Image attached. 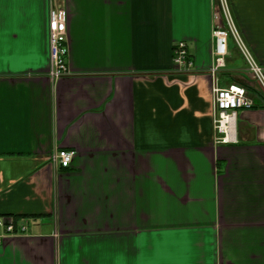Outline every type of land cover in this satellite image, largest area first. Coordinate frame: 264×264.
I'll return each mask as SVG.
<instances>
[{
    "label": "crops",
    "instance_id": "obj_1",
    "mask_svg": "<svg viewBox=\"0 0 264 264\" xmlns=\"http://www.w3.org/2000/svg\"><path fill=\"white\" fill-rule=\"evenodd\" d=\"M228 3L264 72V0ZM215 14V0H0V221L16 224L0 225V264H264V90L233 38L214 70ZM217 81L255 104L236 143L215 142Z\"/></svg>",
    "mask_w": 264,
    "mask_h": 264
},
{
    "label": "built area",
    "instance_id": "obj_2",
    "mask_svg": "<svg viewBox=\"0 0 264 264\" xmlns=\"http://www.w3.org/2000/svg\"><path fill=\"white\" fill-rule=\"evenodd\" d=\"M215 15H222L223 20L215 21L214 27V55L216 58L217 71L225 65V57L229 52V42L233 38L237 46L247 58L250 71L254 74L264 90V72L262 68L249 59L248 51L241 40L235 27L228 0H215ZM217 17V16H216ZM67 10L63 7L53 9L50 17V45H51V76L55 79L69 74L67 63ZM174 63L177 71H190L193 61L190 58L188 47L185 41L175 44ZM254 101L249 97L247 89L238 82H231L226 86H221L217 81L214 85V129L215 142L217 144H232L237 142V120L240 109H251ZM75 156V151L69 149H59L53 159L61 167L67 168ZM0 225L5 226L7 231L14 232L16 224L9 219L0 221ZM22 229L25 226L22 225Z\"/></svg>",
    "mask_w": 264,
    "mask_h": 264
},
{
    "label": "rangeland",
    "instance_id": "obj_3",
    "mask_svg": "<svg viewBox=\"0 0 264 264\" xmlns=\"http://www.w3.org/2000/svg\"><path fill=\"white\" fill-rule=\"evenodd\" d=\"M246 62H247V60H246ZM248 63V62H247ZM246 65V64H245ZM248 65V64H247ZM248 68H249V66H248ZM250 71V70H249ZM251 72V71H250ZM250 81H252V82H254L255 84H258V80L256 79V77L254 76V74H251L250 73ZM231 83V82H230ZM239 83V82H238ZM241 84V83H240ZM248 91V90H247Z\"/></svg>",
    "mask_w": 264,
    "mask_h": 264
}]
</instances>
